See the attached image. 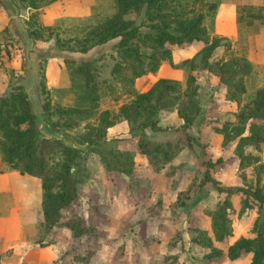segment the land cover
<instances>
[{
	"label": "rangeland",
	"instance_id": "374dc122",
	"mask_svg": "<svg viewBox=\"0 0 264 264\" xmlns=\"http://www.w3.org/2000/svg\"><path fill=\"white\" fill-rule=\"evenodd\" d=\"M114 1L38 0L32 7L27 0H0V90L24 86L39 135L76 148L78 178L77 196L56 224L46 226L40 178L9 168L0 155V264H246L250 252L230 258L227 246L239 236H252L255 221L263 218L264 208L253 198L245 204V195L232 193V234L206 242L212 237L210 211L225 197L218 187H246L264 179V145H241L243 155L256 159L241 163L238 136L228 141L219 130L227 127L233 135L241 123L239 108L264 88V0H166V9L203 13L209 38L220 40L209 63L235 55L249 60L239 104L226 97L217 74L222 70L216 64L205 67L201 40L168 44L171 58L137 77L136 88L145 91L167 77L184 89L191 72L199 105L194 121L185 126L175 108H162L153 115L159 128L120 120L97 141L85 142L102 110L115 111L131 98L121 93L112 73L119 37L79 50L88 29L114 11ZM133 16L142 31L150 29L144 9ZM141 50L150 48L141 45ZM77 64L88 68L86 87L93 86L98 97L89 112L62 111L91 105L79 96L85 86L82 74L72 75ZM258 122L264 125V119ZM142 134L153 143L149 152L138 146Z\"/></svg>",
	"mask_w": 264,
	"mask_h": 264
},
{
	"label": "trees",
	"instance_id": "16d2710c",
	"mask_svg": "<svg viewBox=\"0 0 264 264\" xmlns=\"http://www.w3.org/2000/svg\"><path fill=\"white\" fill-rule=\"evenodd\" d=\"M51 1V0H50ZM114 11L91 26L80 51L88 47L119 37L117 41V55L119 60L112 67V73L120 84L122 94L131 96L129 101L121 103L117 110L104 109L100 113L99 121L91 131H86L85 142H95L104 135L109 126L120 120L137 122L142 129L149 126L159 128L158 121L153 117L157 109H176L184 125L192 123L199 112V105L195 101L194 75L189 72L187 84L184 89L177 86L176 80L167 77L157 78L145 91H138L135 79L147 71L156 70L161 60L171 58V48L168 44H182L188 40H201L204 65L212 69L216 64L220 81L225 84L226 97L235 100L238 104L242 93L245 91L244 75L251 66L249 60L235 55L231 59L216 60L209 63L208 56L220 44L217 37L209 38L206 27L203 25V13H189L191 9L181 7L178 10L166 9V0H115ZM27 5L38 6V0H27ZM144 9L151 22L149 30L142 31L141 23L133 15ZM168 10V11H167ZM171 18L175 24L170 23ZM137 42L132 43L131 39ZM86 41V43H85ZM141 45L150 48L149 52L141 50ZM149 57L146 61L145 57ZM193 68V66H191ZM83 64L75 65L72 75L82 74L85 89L79 94L82 100L90 99L89 109L81 106H71L64 110L89 112L97 106V95L94 87L86 85L91 80V74ZM116 91V90H115ZM175 92V93H173ZM118 96V93H115ZM240 124L236 125L233 135L227 127L219 130L225 134L227 140L238 136L237 154L240 162L247 158L250 163L255 157L245 156L241 145L255 143L256 146L264 145V125L258 122L264 119V88H259L254 96L243 103L237 113ZM253 119V121L249 120ZM248 120V123H247ZM247 129V131H246ZM189 138L192 136L187 135ZM102 137V136H101ZM140 151L149 152L153 143L144 134L138 138ZM0 155L3 162L11 169L20 173H28L40 178L41 207L43 221L46 226L56 224L64 207L69 205L77 196V182L73 167L76 164V148L65 143L62 139L39 135V128L35 121V114L31 109L28 93L22 84H16L9 93L0 90ZM220 160V158H218ZM208 165H213L208 162ZM259 183V178L246 187H218L225 192V197L210 211L211 234L206 242L211 244L212 239L223 240L232 234V224L229 210L233 205L231 195L240 191L247 204L248 198H253L264 208V179ZM252 236H239L227 246L230 258H237L243 253L250 252V260L246 264H264V216L260 221H255ZM200 234L205 236L206 229H201ZM218 252L214 251L213 253ZM217 254V253H216Z\"/></svg>",
	"mask_w": 264,
	"mask_h": 264
},
{
	"label": "crops",
	"instance_id": "0c3cea01",
	"mask_svg": "<svg viewBox=\"0 0 264 264\" xmlns=\"http://www.w3.org/2000/svg\"><path fill=\"white\" fill-rule=\"evenodd\" d=\"M1 4V3H0Z\"/></svg>",
	"mask_w": 264,
	"mask_h": 264
}]
</instances>
